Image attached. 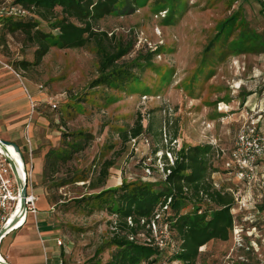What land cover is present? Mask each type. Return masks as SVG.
Listing matches in <instances>:
<instances>
[{"label":"rangeland","instance_id":"374dc122","mask_svg":"<svg viewBox=\"0 0 264 264\" xmlns=\"http://www.w3.org/2000/svg\"><path fill=\"white\" fill-rule=\"evenodd\" d=\"M184 1L186 8L174 25L163 24L165 13L153 11V0L133 13L106 17L97 24V30L132 46L117 65L136 64L132 69L136 79L122 91L91 87L98 76L94 46L51 48L39 65L23 68L18 62H32L34 47L19 33L10 35L0 27V68L25 95L28 120V96L36 106L23 127L27 145L23 158L38 198L37 213L35 218L28 215L25 227L17 232L30 242L29 254L12 249L17 233L2 242L0 254L7 264H28L32 259L35 263L39 255L41 264L51 260L57 263L58 259L62 264L107 263L114 251L113 247H105L112 232V216L94 201L77 204L75 200L118 187L122 182L144 180L142 158L149 157L153 163L157 151L165 153L176 145L183 148L199 141L215 149L229 148L214 136L219 129L211 122L210 114L214 108L216 112H227L228 107L220 104L229 101L230 96L239 101L257 85L262 87L259 92L264 89V0ZM4 2L15 0H0V6ZM231 17L235 21L218 36L219 26ZM40 28L46 31L44 24ZM149 52L153 57L142 68ZM137 122L144 132L136 145L123 142L122 134ZM63 133L83 136L63 141ZM72 143L73 148L82 149L59 165L55 174L46 166L45 157L40 172L28 156V145L34 156L50 150L67 152V144ZM107 160L114 164L105 185L91 190L89 182L96 183L101 164ZM213 165L211 183L225 191L234 188L236 185L215 156ZM44 168L49 169L47 176L43 175ZM66 175L85 180L56 188ZM247 195L252 203L248 212L251 219L247 212L233 214L228 241L208 242L199 249L196 264H264V204L258 209L256 206V197L263 198L264 192L252 190Z\"/></svg>","mask_w":264,"mask_h":264},{"label":"trees","instance_id":"16d2710c","mask_svg":"<svg viewBox=\"0 0 264 264\" xmlns=\"http://www.w3.org/2000/svg\"><path fill=\"white\" fill-rule=\"evenodd\" d=\"M149 1L15 0L13 4L29 10L31 16L3 17L0 19V27L10 35L19 33L26 43L34 47L32 62H18L23 68L39 65L51 48L72 50L94 46L98 57V76L91 83V87L122 91L128 82L136 79L132 72L137 67L136 64L117 65L119 60L130 53L132 46L120 43V40L116 41L114 36L97 30L96 26L106 17L133 13ZM152 5L155 13L165 12L163 24L166 26L174 25L186 8L184 0H153ZM262 11L264 12V4ZM233 21V17L225 20L219 26L217 35L223 33L225 27ZM42 24L46 31L40 28ZM152 57V52H149L143 58L144 64L141 67H147ZM143 132L142 125L137 122L134 128L122 134V141L138 139ZM81 136V133L62 134L63 141L69 137ZM73 145L74 143L67 144L70 149L67 152L63 149L47 152L46 166H49L51 174L57 173L59 165L71 160L82 149L78 146L73 148ZM174 156L175 161L168 168L170 173L165 180L122 182L118 187L102 189L94 196L75 200L77 204L94 201L115 217V229L105 245L113 247L114 251L105 264H161L173 261L196 264L199 249L208 242L228 241L233 228L234 199L230 192L222 187L217 189L209 180L211 172L214 171L213 146L204 144L183 147ZM113 164L111 160L101 164L96 183L89 182L91 190L105 185L108 171ZM47 172L49 173V169L44 168L43 175L47 176ZM79 179L84 178H68L66 175L55 186L61 188L76 183ZM168 200L170 202L164 212V222L170 231L172 245L159 249L130 240V236L146 231L145 224L153 217L155 210L164 206ZM128 218L131 219L132 226L128 225ZM141 219L145 220L144 224L140 223Z\"/></svg>","mask_w":264,"mask_h":264},{"label":"built area","instance_id":"2783aa9c","mask_svg":"<svg viewBox=\"0 0 264 264\" xmlns=\"http://www.w3.org/2000/svg\"><path fill=\"white\" fill-rule=\"evenodd\" d=\"M8 16L25 18L31 16V14L29 10L21 5L13 3L6 4V2H4L0 6V19ZM28 99L31 109L29 120H31V114L36 106L33 104L30 96H28ZM51 107L53 109L56 108L55 105H52ZM131 141L135 146L137 139ZM27 143L29 144L28 141ZM143 144L148 147V141L146 139H143ZM180 149L181 148H178L176 145V147L174 146V148H171L165 153L157 151L154 153L156 160L153 163H150L151 159L149 157L142 158V160L145 159V164L143 166L145 172L144 180H165L170 173L168 168L172 166L175 161L174 153L178 152ZM20 156L26 173L24 180L22 179L26 187L25 213L24 215H21L23 217L22 225L15 226L14 224L21 217L19 216L20 208L17 212L18 203H21L20 191L16 186L9 163L5 159L4 154L2 152L0 153V229L4 227L9 228L6 234L0 238V247L7 235L18 231L24 226L28 215L35 218L37 213L36 203L38 198L33 193L32 183L29 180V176H27L26 162H24L21 152ZM28 156L31 157L30 145H28ZM214 156L220 160L222 171L231 178L232 182L236 185L234 188L227 189V192H230L234 199V209L232 213L237 214L247 212L250 220L251 216L248 212L252 207V203L250 201V195H247V193L251 192L254 186L257 185L259 181L256 172L257 165L264 159V134L259 129L258 120L254 118L253 115H248L247 113L246 120L238 129L231 147L226 149L214 148ZM217 189H219V187ZM169 202L170 200H168L164 206L155 210L153 217L145 224L146 231L135 236H130L129 239L140 244L153 245L159 249H166L171 246V234L167 224L164 222V212L167 210ZM17 217L18 219L13 223ZM114 220L115 217L112 216V231L115 229ZM144 222V219L140 220L141 224H144ZM127 223L130 226L133 225L130 218L127 219ZM56 243L58 246L62 245L59 240H57ZM59 264H62V262L60 261ZM161 264L180 263L173 261L163 262Z\"/></svg>","mask_w":264,"mask_h":264},{"label":"crops","instance_id":"0c3cea01","mask_svg":"<svg viewBox=\"0 0 264 264\" xmlns=\"http://www.w3.org/2000/svg\"><path fill=\"white\" fill-rule=\"evenodd\" d=\"M259 89H262L261 86L257 85L256 88L251 90V92L244 97L243 100L237 101L233 96L229 101L222 102L220 106L228 107L227 112H216L215 108L212 110V114H210L211 122L216 123V128L219 129L218 132H213L215 137L219 140H222L223 144L227 147H231L235 135L240 128V126L245 122L247 113L248 115H253L254 118L258 120V125L260 131L264 134V89L259 94ZM212 107V106H210ZM26 98L20 89L17 88V83L11 80L8 73L0 68V140L7 142L9 144L17 146L18 150L23 154H27L24 138H26V131L23 130V127L26 126L29 121L26 118V114L24 111L26 110ZM210 109V108H208ZM31 127V125H29ZM215 128V127H214ZM25 129V127H24ZM215 130V129H214ZM212 133V134H213ZM31 137L28 130V138ZM3 138H10L11 141L4 140ZM18 142L20 145L16 144ZM195 145H203L201 141ZM23 148V152L21 151V147ZM194 146V145H189ZM47 154V151L42 154H36L32 156V163L36 162L37 171L41 172L44 157ZM33 166L31 164V170ZM257 175L259 177V181L256 186H254V192H264V159L261 160L256 169ZM258 199V200H257ZM256 206L258 209L259 205L264 204V197H256ZM256 206H254V210H256ZM259 212V211H257ZM28 220H26L27 223ZM24 226L18 231L12 232L7 235L10 236L13 233H17L22 230ZM6 236V237H7ZM5 237V239H6ZM4 241V240H3ZM27 242L24 240L19 233H17L14 237V248L17 251H20L23 254H29V249ZM30 243V242H29ZM38 261L35 263L31 260L28 261V264H41L40 255L38 256ZM30 262V263H29ZM60 260H57V263L54 260H51L50 263L47 264H59Z\"/></svg>","mask_w":264,"mask_h":264},{"label":"water","instance_id":"95a60500","mask_svg":"<svg viewBox=\"0 0 264 264\" xmlns=\"http://www.w3.org/2000/svg\"><path fill=\"white\" fill-rule=\"evenodd\" d=\"M5 144H7V142H4V141H1L0 140V147H1L2 151H3L2 153L4 154L5 159L7 160V162L9 163V165L11 167V171L13 173L16 186H17V188L20 191L21 206H20V214H19V216H21V215H24V213H25L26 187H25V185L23 183L22 178L20 177V174H19V171H18V167H17L16 161L13 159V157L11 156V154H9V152H7V150L5 148ZM15 147L17 148V146H15ZM17 219H18V217L15 218V220L13 221V223H15ZM8 230H9L8 227H4V228L0 229V238L3 235H5ZM3 264H7V263H3Z\"/></svg>","mask_w":264,"mask_h":264},{"label":"bare ground","instance_id":"6f19581e","mask_svg":"<svg viewBox=\"0 0 264 264\" xmlns=\"http://www.w3.org/2000/svg\"><path fill=\"white\" fill-rule=\"evenodd\" d=\"M5 148H6L7 152H9V154H11L13 159L16 161L20 177L24 180L26 173H25L24 164H23L22 158L20 156L19 150L14 145L9 144V143L5 144ZM1 152H3V151L0 147V153ZM20 206H21V203L19 202L18 206H17V212H18ZM22 223H23V217L21 216L14 225L15 226H21ZM3 263H6V261L3 259V257L0 254V264H3Z\"/></svg>","mask_w":264,"mask_h":264}]
</instances>
